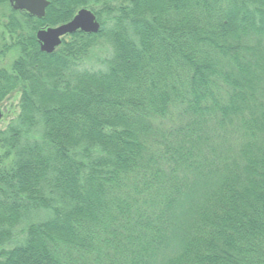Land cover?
I'll list each match as a JSON object with an SVG mask.
<instances>
[{"label": "trees", "instance_id": "16d2710c", "mask_svg": "<svg viewBox=\"0 0 264 264\" xmlns=\"http://www.w3.org/2000/svg\"><path fill=\"white\" fill-rule=\"evenodd\" d=\"M0 6V264H264V0Z\"/></svg>", "mask_w": 264, "mask_h": 264}, {"label": "water", "instance_id": "95a60500", "mask_svg": "<svg viewBox=\"0 0 264 264\" xmlns=\"http://www.w3.org/2000/svg\"><path fill=\"white\" fill-rule=\"evenodd\" d=\"M9 3L14 10L26 11L30 15L41 19L46 15L50 0H9ZM100 29L101 25L95 13L88 8H82L67 23L57 27L40 29L37 32V39L41 51L51 54L61 45L63 37L78 31L96 34Z\"/></svg>", "mask_w": 264, "mask_h": 264}, {"label": "rangeland", "instance_id": "374dc122", "mask_svg": "<svg viewBox=\"0 0 264 264\" xmlns=\"http://www.w3.org/2000/svg\"><path fill=\"white\" fill-rule=\"evenodd\" d=\"M7 8L9 9V7L0 6V55H1V51L4 48L3 47L4 40H7L9 38V36L4 33V29L2 26V24H4L3 22H5L6 20L4 15L8 13ZM84 8H87V7H84ZM17 55L18 53L14 49H12L11 51H8L3 57L0 67L10 68L11 64L14 62ZM17 103H18L17 99L8 100L6 101V105L0 106V126L2 128L6 127L13 119H15V116L19 112Z\"/></svg>", "mask_w": 264, "mask_h": 264}]
</instances>
